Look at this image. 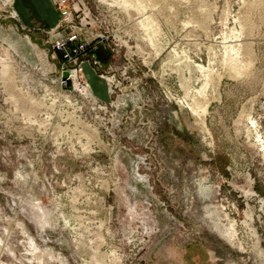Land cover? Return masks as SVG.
<instances>
[{
	"label": "rangeland",
	"instance_id": "rangeland-1",
	"mask_svg": "<svg viewBox=\"0 0 264 264\" xmlns=\"http://www.w3.org/2000/svg\"><path fill=\"white\" fill-rule=\"evenodd\" d=\"M69 3L85 91L0 0V264H264V0Z\"/></svg>",
	"mask_w": 264,
	"mask_h": 264
},
{
	"label": "built area",
	"instance_id": "built-area-1",
	"mask_svg": "<svg viewBox=\"0 0 264 264\" xmlns=\"http://www.w3.org/2000/svg\"><path fill=\"white\" fill-rule=\"evenodd\" d=\"M57 4L59 6V10L61 12V20L57 25V32L52 36L53 38V48L55 53H61L63 55V59L65 63L61 67V73L64 71L69 72V76L61 79L65 81L68 85L69 80H74V84L76 82L79 83L77 88L85 91L87 90L88 84L80 83V77L82 76V63L83 59L86 61H92L95 65L99 64V61L96 58V54L93 51H89V44L93 42V40H86L82 38L81 33L75 28V25L72 24V13L70 9L69 0H58ZM96 39L99 41H104L103 34H97ZM97 41V42H99ZM87 58V59H86ZM75 74V75H73Z\"/></svg>",
	"mask_w": 264,
	"mask_h": 264
},
{
	"label": "crops",
	"instance_id": "crops-1",
	"mask_svg": "<svg viewBox=\"0 0 264 264\" xmlns=\"http://www.w3.org/2000/svg\"><path fill=\"white\" fill-rule=\"evenodd\" d=\"M15 8L22 23L32 29L54 27L61 19V12L51 0H15ZM96 92L103 98H108L107 93L103 94L96 89Z\"/></svg>",
	"mask_w": 264,
	"mask_h": 264
},
{
	"label": "trees",
	"instance_id": "trees-1",
	"mask_svg": "<svg viewBox=\"0 0 264 264\" xmlns=\"http://www.w3.org/2000/svg\"><path fill=\"white\" fill-rule=\"evenodd\" d=\"M60 54V58L63 59V55L61 53ZM97 54L100 58L102 59H106L107 58V53L106 52H103L101 49H97Z\"/></svg>",
	"mask_w": 264,
	"mask_h": 264
},
{
	"label": "water",
	"instance_id": "water-1",
	"mask_svg": "<svg viewBox=\"0 0 264 264\" xmlns=\"http://www.w3.org/2000/svg\"><path fill=\"white\" fill-rule=\"evenodd\" d=\"M68 76H69V72H68V71H64V72H63V77H64V78H67Z\"/></svg>",
	"mask_w": 264,
	"mask_h": 264
}]
</instances>
